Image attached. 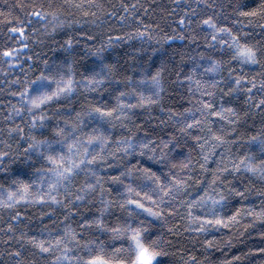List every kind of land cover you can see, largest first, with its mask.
I'll use <instances>...</instances> for the list:
<instances>
[{"label":"snow or ice","instance_id":"obj_1","mask_svg":"<svg viewBox=\"0 0 264 264\" xmlns=\"http://www.w3.org/2000/svg\"><path fill=\"white\" fill-rule=\"evenodd\" d=\"M173 3L151 24L140 0L0 10V264H210L257 225L264 240V0Z\"/></svg>","mask_w":264,"mask_h":264},{"label":"trees","instance_id":"obj_2","mask_svg":"<svg viewBox=\"0 0 264 264\" xmlns=\"http://www.w3.org/2000/svg\"><path fill=\"white\" fill-rule=\"evenodd\" d=\"M28 0H21V3L27 4ZM111 2L115 3L117 0H111ZM197 0H191L192 6L195 7ZM227 2V0H225ZM176 3H179L181 6L186 5L189 3V0H176ZM140 4L143 5V7L140 9L141 15L144 16L145 12L144 9L147 8V18L145 19L146 24H151L155 21L159 20L160 15V9L165 8L167 10H172L176 8V4L173 3V0H140ZM149 5H153V7H149ZM11 9L13 16H20L21 18H24V11L21 10L19 6L16 4V0H0V10L4 11L6 14ZM179 11V9H177ZM166 19H170L167 18ZM109 24L112 25L114 30L116 32H121V28L119 24L113 23L112 21H108ZM264 23V21H262ZM13 25L12 23L7 22L3 17H0V46H3L8 42V30ZM161 27L164 28V24H161ZM131 26L125 25L122 31H130ZM165 32H168V28H164ZM257 32H259V28L256 29ZM122 34V33H121ZM169 34H172L169 32ZM187 35V33H185ZM202 35V33H200ZM197 43H200V41H197ZM171 46L175 48L176 50H188L187 45L188 41H180L177 40L175 42H170ZM133 45L139 46V41L135 38L132 41L124 40L122 43H118L115 45L118 51H120L121 55L123 53H131ZM54 47V46H53ZM194 47V45H193ZM42 50L41 47L38 46H32V52H40ZM49 56L52 55L51 51H48L47 53ZM23 59V57H22ZM179 63V61H177ZM7 67V65H5ZM19 74V69H10L9 75L7 76V80H12L15 75ZM182 92V86L179 83L176 84H170L168 86V94L172 96L173 100H178L179 97L176 96V93ZM0 101H5V107L7 106L8 101L15 102L13 98L10 95V87L6 81L5 73L0 72ZM172 100H168L166 96V103H171ZM253 183H256V181H253ZM257 187H259V184H257ZM255 201V197L252 198ZM258 202V201H257ZM31 212H36L35 209H31ZM38 215V212L36 213ZM261 227L257 225V227L254 230H250L247 234V238L245 240V243L243 245L236 243L232 249L231 252H229V249L227 247H221L216 248L213 250H210L209 252H204L203 254L209 258L210 264H222V262L226 258H230L231 255L237 254L242 251H247V248L249 246H260L264 247V240L258 235V233L261 231ZM214 235H217L223 239H227V234L224 232H215ZM202 239V238H201ZM0 251H4V245L0 243ZM175 251V255L171 257L172 260H175L177 264H180L181 262V253L179 251ZM197 252H203V249H197ZM0 259H4L3 257H0ZM260 256H250L247 260L244 261V264H259Z\"/></svg>","mask_w":264,"mask_h":264}]
</instances>
